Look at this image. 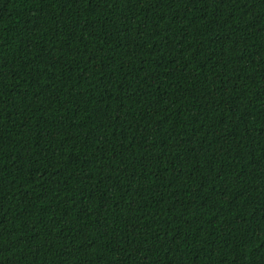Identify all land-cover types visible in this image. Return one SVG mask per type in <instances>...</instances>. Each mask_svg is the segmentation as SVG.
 Segmentation results:
<instances>
[{
    "label": "trees",
    "instance_id": "trees-1",
    "mask_svg": "<svg viewBox=\"0 0 264 264\" xmlns=\"http://www.w3.org/2000/svg\"><path fill=\"white\" fill-rule=\"evenodd\" d=\"M0 264H264V0H0Z\"/></svg>",
    "mask_w": 264,
    "mask_h": 264
}]
</instances>
